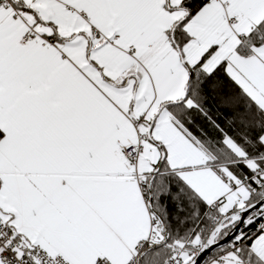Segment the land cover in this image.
Returning a JSON list of instances; mask_svg holds the SVG:
<instances>
[{"label":"snow or ice","instance_id":"obj_1","mask_svg":"<svg viewBox=\"0 0 264 264\" xmlns=\"http://www.w3.org/2000/svg\"><path fill=\"white\" fill-rule=\"evenodd\" d=\"M0 264H264V0H0Z\"/></svg>","mask_w":264,"mask_h":264}]
</instances>
